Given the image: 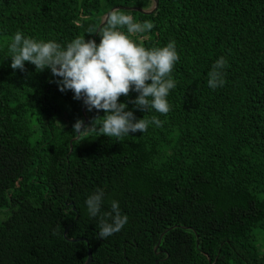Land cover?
I'll use <instances>...</instances> for the list:
<instances>
[{
	"label": "trees",
	"instance_id": "obj_1",
	"mask_svg": "<svg viewBox=\"0 0 264 264\" xmlns=\"http://www.w3.org/2000/svg\"><path fill=\"white\" fill-rule=\"evenodd\" d=\"M0 0V264H264V0ZM112 6L150 31L131 36L147 49L175 41L170 111L144 133L77 134L94 121L58 77L25 62L11 68L17 31L62 47L100 41ZM127 34L126 27L121 28ZM224 57L225 84L208 72ZM72 139V149L69 150ZM102 189L100 214L118 201L128 221L100 239V214L86 199ZM77 215V218H75ZM109 222L111 220L109 219ZM83 236L86 240H72ZM158 247L154 249L156 243Z\"/></svg>",
	"mask_w": 264,
	"mask_h": 264
},
{
	"label": "clouds",
	"instance_id": "obj_2",
	"mask_svg": "<svg viewBox=\"0 0 264 264\" xmlns=\"http://www.w3.org/2000/svg\"><path fill=\"white\" fill-rule=\"evenodd\" d=\"M126 27L127 34L121 31ZM151 22L134 21L131 15L113 10L102 29L99 43L95 39L85 40L76 37L65 47L55 41H37L25 37L17 31L9 45L11 68L25 70V62L35 65L42 72L50 69L61 92L72 91L74 99L81 100L89 112L103 110L102 124L97 130L94 121L88 125L78 119L73 125L77 133L99 131L107 137L120 138L130 133L147 131L150 123L157 127L162 121L156 116L151 120L137 119L133 110H128L127 103H120L121 96L128 97L130 92L138 93L129 101L135 109L146 112L154 109L166 115L170 111L167 97L175 88L171 76L176 62L180 59L175 41L164 47L147 49L131 36L150 31ZM227 61L220 57L208 72V86L212 89L225 84L222 69ZM103 190L97 189L86 199L89 215L93 218L100 214L103 203ZM109 219L111 222H109ZM127 215H122L118 201L111 202V211L100 214V239L119 232L127 223Z\"/></svg>",
	"mask_w": 264,
	"mask_h": 264
},
{
	"label": "water",
	"instance_id": "obj_3",
	"mask_svg": "<svg viewBox=\"0 0 264 264\" xmlns=\"http://www.w3.org/2000/svg\"><path fill=\"white\" fill-rule=\"evenodd\" d=\"M157 4H158V0H152V4L149 8H142L140 6H131L130 8H134V9H137V10H140V11H145V12H151L153 11L156 7H157ZM118 7H127V6H112L110 7L103 15H102V18H101V21L99 23V25L97 26L96 28V31L102 26L103 23H105L108 19V16L109 14L117 9ZM82 113L84 115V123L87 121L88 119V116L86 115L85 113V110H84V107H82ZM77 133V132H76ZM80 133H77L74 138L72 139H75L79 136ZM72 139L70 140V147H69V150L72 149ZM77 218V215L76 217ZM64 236L68 239H72V240H86L87 241V238L86 237H83V236H79V237H75V238H69L66 236V229L64 230ZM159 243L157 242L156 245L154 246V249H156L158 247ZM92 260V253H91V249L90 247L87 248V256H86V259L85 261L82 263V264H88L90 261Z\"/></svg>",
	"mask_w": 264,
	"mask_h": 264
}]
</instances>
